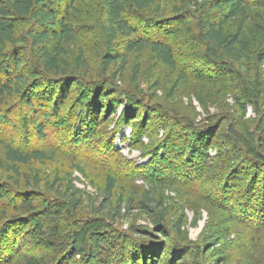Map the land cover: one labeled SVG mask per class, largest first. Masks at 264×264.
<instances>
[{
  "label": "rangeland",
  "instance_id": "374dc122",
  "mask_svg": "<svg viewBox=\"0 0 264 264\" xmlns=\"http://www.w3.org/2000/svg\"><path fill=\"white\" fill-rule=\"evenodd\" d=\"M213 2L157 0L150 10L128 14L146 29L144 35L155 33L152 24L161 23L178 69L162 65L146 51L129 55L124 69L117 63L104 73L98 24L105 18L102 0L76 5L71 21L75 39L64 46L62 58L67 77L44 73L36 79L30 69L39 65L38 48L30 44L0 52V80L16 74L29 79L20 94L0 106V157L6 143L47 151L44 162L21 167L20 184L0 168V264L65 259L61 250L69 246L68 235L81 227L73 217L98 220L109 177L116 181L110 207L115 220L101 229L115 230L112 236L120 245L130 247L144 239L133 228L151 229L159 243L144 249H161L162 264H264V170L247 161L230 140L233 125L240 137L248 129L256 132L260 122L264 126V55H256L264 40L257 38L243 61H233L234 70L222 69L201 36L206 23L224 15ZM258 11L252 14L253 23L264 27ZM20 30L27 37L28 24ZM80 52L86 62L81 67ZM67 82H75L68 94ZM249 85L259 87L263 98L258 106L246 104L244 115L237 101ZM113 88L111 98L101 100L108 109L93 114L97 93ZM28 100L35 105L30 107ZM56 103L59 114L52 109ZM34 123L46 126L47 138L39 139ZM69 184L82 190V206L74 214L52 188ZM26 190L35 191L38 213L48 211L49 217L36 222L12 209L15 193ZM148 197L164 202L168 217L162 227L172 238L169 243L157 231L155 216L144 209ZM180 218L181 234L176 226ZM77 264L87 263L79 258Z\"/></svg>",
  "mask_w": 264,
  "mask_h": 264
},
{
  "label": "trees",
  "instance_id": "16d2710c",
  "mask_svg": "<svg viewBox=\"0 0 264 264\" xmlns=\"http://www.w3.org/2000/svg\"><path fill=\"white\" fill-rule=\"evenodd\" d=\"M82 1L0 0V52H5L9 46L16 47L19 44H30L33 48H38L39 65L36 68L30 69L31 74L36 79H39L44 73L49 77L53 75L56 78L67 77L62 59L66 52L64 46L75 39L74 30L71 25L72 14L77 10V3ZM102 1L105 18L103 22L98 21V24L99 33L105 48L101 54V64L104 73L110 72L117 63H120V68L124 69L127 66L129 55L136 54L140 56L146 51L151 52L162 65L171 69H178V59L173 45L168 41V38L162 36L161 23L159 24L156 21L155 24L153 23L154 25L152 24V29H154L155 33L144 35L146 29L142 25H135L130 17H128V14L133 11L152 9L157 4V0ZM212 7L223 11L224 15L217 22L206 23L202 27L203 33H201V36L209 42V51L215 57L214 61L220 64L222 69H228L231 72L234 70L233 66H231L233 61H243L249 54L252 45L256 43V39L264 40V27L254 24V19L252 18V14L258 9L257 17L264 24V0H214ZM25 23L28 24L27 37L22 36L20 30V26ZM234 25H237V27L231 32L230 28ZM256 55L257 58H263L264 47ZM77 63L80 67L86 64L83 52H80ZM138 70L139 65L136 67L137 72ZM28 82L29 79H26L23 74H16L13 78L9 77L5 80H0V106L6 104L7 100L14 95L20 94L22 88H24L23 86H27ZM70 82L66 83L68 87L67 94L71 92V89L74 87L73 83H75ZM53 86L55 87V85ZM115 91L116 89L114 90V88L111 91H99L93 103L94 112L92 113L94 114L95 110L102 112L104 108L108 109V106L102 104L101 100L102 98L110 99ZM262 94L263 91L259 87L254 88L253 85L243 88L242 97L238 98L237 101L239 110L245 115L247 112L246 104L258 106L263 98ZM67 96L65 95L63 98L66 99ZM64 102L62 101L61 103ZM27 104L30 107L35 105L34 100H28ZM60 108L61 105L59 106L56 103L52 109L59 114ZM257 109L260 112V108L258 107ZM237 128L233 125L230 129L232 144H234L235 148L240 151L247 161L258 165L261 170H264V126L260 122L256 128V132H251L250 129L246 130V137H240L241 134L239 133L238 135ZM34 129L40 140L47 138L46 126L44 124L34 123ZM4 148L5 156L4 158L0 157V168L9 174H13L18 184H20L21 177L24 176L21 171L22 166L31 165L34 162H44L47 158V151L43 148L33 147L29 150H24L12 143H6ZM261 172L264 173V171ZM26 182L28 184L30 180ZM115 184L116 181L112 177H109L104 189L102 207L97 210V221L92 223L80 222L73 217L74 221L80 224L81 227H77L68 235L71 240L68 244L69 246L67 250L63 249L65 246L61 250L65 259H55V262L52 264H77L79 263V258L87 264L163 263L164 255L161 249H157L156 247L151 248L149 251H145L146 249H144V246L153 247L159 243L157 242L159 241L158 237L153 230H136L133 228V231L143 235L144 239H141L136 244H130V247H126L128 246L127 244L120 245L118 241L113 239L112 234L116 233L115 230L105 233L101 229L102 226L109 224L110 220H115L114 212L110 209ZM35 186H40L37 175L35 176ZM52 188L57 190L56 193L59 194L62 205L64 208H67V211L69 210L72 214L78 212L82 206L81 189L70 184L66 187L61 185L60 189L59 187ZM27 191L15 193L14 204H11L12 209L36 222L42 220L41 218L45 219L49 217L48 211L38 213L39 208L35 205L36 200L34 199L35 191L31 193ZM143 205L148 213L155 216L157 231L165 238V242L169 243L172 238L167 235L168 232L162 227V224L165 223L168 217L164 202L161 200L155 202L148 197ZM182 225L183 218H180L176 225L180 234L182 232ZM56 235L54 234V236ZM182 248L187 249V247ZM20 249L21 246L17 248V251H20ZM210 251L211 249L208 250V252ZM176 254H178V251H176ZM181 262L173 260L171 263L181 264Z\"/></svg>",
  "mask_w": 264,
  "mask_h": 264
}]
</instances>
